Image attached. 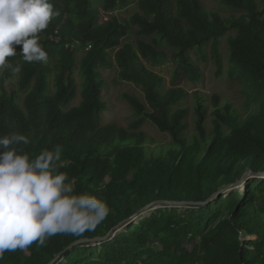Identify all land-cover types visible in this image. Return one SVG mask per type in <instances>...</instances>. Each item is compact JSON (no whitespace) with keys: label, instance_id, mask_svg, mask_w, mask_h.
<instances>
[{"label":"trees","instance_id":"trees-1","mask_svg":"<svg viewBox=\"0 0 264 264\" xmlns=\"http://www.w3.org/2000/svg\"><path fill=\"white\" fill-rule=\"evenodd\" d=\"M94 1L50 0L60 14L38 34L46 63L23 61L15 46L0 68V136L26 135L27 145L13 147L30 158L61 146L57 171L74 194L106 202L109 215L82 236L58 233L6 251L0 264H49L59 254L58 264H264V179L206 207L159 209L98 247L69 249L153 202H205L246 171L264 172V0H103L100 10ZM193 53L210 60L217 78H245L256 111L181 86L203 78ZM165 61L173 65L168 85L146 66ZM111 69L138 91L122 95L126 127L102 121V70ZM145 126L165 142L155 145Z\"/></svg>","mask_w":264,"mask_h":264},{"label":"clouds","instance_id":"clouds-1","mask_svg":"<svg viewBox=\"0 0 264 264\" xmlns=\"http://www.w3.org/2000/svg\"><path fill=\"white\" fill-rule=\"evenodd\" d=\"M59 14L50 0H0V68L17 54L15 46H22L23 61L46 63L38 34ZM12 70L19 73L21 66ZM28 143L19 132L0 136V259L6 251L26 250L34 242L43 246L58 233L94 231L110 211L94 195L74 194L67 175L55 167L61 146L44 149L35 158L13 147Z\"/></svg>","mask_w":264,"mask_h":264},{"label":"rangeland","instance_id":"rangeland-1","mask_svg":"<svg viewBox=\"0 0 264 264\" xmlns=\"http://www.w3.org/2000/svg\"><path fill=\"white\" fill-rule=\"evenodd\" d=\"M103 0H95L94 7L99 10L102 7ZM205 3L208 1L204 0ZM207 7L211 10L224 12L217 4L208 3ZM229 13V12H225ZM115 15V14H114ZM111 15H104V18L110 19ZM131 39L133 37L131 36ZM226 39L222 41V54L224 60L227 62L228 55L226 49ZM164 48V47H163ZM209 58V54L206 55ZM192 59L199 66L201 72L203 73V78L196 86L184 83L183 86L188 92L193 91H201L202 93L210 96L212 94H218L220 99L222 100H230L233 102L238 108H242L244 112H255L257 105L253 102L252 99L249 98L250 90L246 86L245 78H240L239 80L230 81L227 77L226 73L220 78H217L215 75V69L210 64V60L205 64L202 59V55L199 53H193ZM146 66L153 72L165 78L167 85L170 81L171 74L173 71V65L169 61H165L162 65L154 66L152 64L146 63ZM114 69L111 70H102L103 79L105 81L104 89H105V97L104 101L107 104V110L102 115V121L105 125L113 124L119 127H126L128 122L132 119L131 111L126 104V102L122 99V95L126 93H134L138 95V91L135 90L131 85L125 84L121 81L115 80ZM144 131L147 133L149 138H153L155 141V145L165 142V137L160 136L153 128L150 126H145ZM247 172V171H246ZM245 172V173H246ZM243 173L242 176L245 175ZM255 179V178H254ZM252 180V179H250ZM245 187L240 186L237 190L242 191ZM157 209H152L151 211L145 212L146 215L149 214V217L153 213H155ZM161 209H167V207H162ZM169 209H178L179 212H184L190 210L189 206L176 205L169 207ZM140 221V218L137 222ZM94 247L100 246V244H94Z\"/></svg>","mask_w":264,"mask_h":264},{"label":"water","instance_id":"water-1","mask_svg":"<svg viewBox=\"0 0 264 264\" xmlns=\"http://www.w3.org/2000/svg\"><path fill=\"white\" fill-rule=\"evenodd\" d=\"M264 179V172H253L251 170H248L244 176H242L239 180H237L235 183L230 184L221 190H219L217 193L212 195L208 200L205 202H173V201H157L153 202L140 211H138L136 214L131 216L129 219L123 221L118 226H116L114 229H112L106 236L102 238H96L93 240H78L74 244H72L69 249H72L75 246L84 245L86 243H92L94 244H103L107 243L111 240H113L117 235L124 232L126 229L130 228L131 226L137 224V220L140 218V220H143L145 218L149 217V214L146 215L145 212L151 211L152 209H161L162 207H172L176 205H182V206H189V208L195 207H206L209 206L212 203H215L222 197H227L231 192L236 191L241 185L246 188V183L250 179ZM244 188V189H245ZM158 209V210H159ZM63 254H59L53 261H51L49 264H58V260L62 257Z\"/></svg>","mask_w":264,"mask_h":264}]
</instances>
